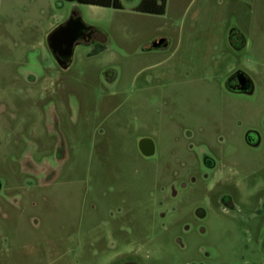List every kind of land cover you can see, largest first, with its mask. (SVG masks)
Here are the masks:
<instances>
[{"label":"rangeland","instance_id":"374dc122","mask_svg":"<svg viewBox=\"0 0 264 264\" xmlns=\"http://www.w3.org/2000/svg\"><path fill=\"white\" fill-rule=\"evenodd\" d=\"M117 3L0 0V264H264V0Z\"/></svg>","mask_w":264,"mask_h":264},{"label":"water","instance_id":"95a60500","mask_svg":"<svg viewBox=\"0 0 264 264\" xmlns=\"http://www.w3.org/2000/svg\"><path fill=\"white\" fill-rule=\"evenodd\" d=\"M86 27L79 18H71L66 23L56 27L47 37V46L54 57L56 63L62 69H67L73 55L77 32ZM159 48L158 44L153 46ZM139 150L144 156H151L154 152V146L149 139H142L139 142ZM198 211V216L202 217L204 213ZM201 213V214H199Z\"/></svg>","mask_w":264,"mask_h":264},{"label":"flooded vegetation","instance_id":"af4514ba","mask_svg":"<svg viewBox=\"0 0 264 264\" xmlns=\"http://www.w3.org/2000/svg\"><path fill=\"white\" fill-rule=\"evenodd\" d=\"M74 18H77L76 16ZM77 39L75 44H90L94 41L95 32L92 29H82L77 32ZM243 37L236 30H232L229 33V43L234 48L242 44ZM235 49V48H234ZM226 87L229 91L239 94H251L253 91V85L248 75L243 71H237L233 73L226 82ZM246 144L250 147H257L259 145V135L249 130L245 134ZM204 217V216H203ZM200 217V218H203Z\"/></svg>","mask_w":264,"mask_h":264},{"label":"trees","instance_id":"16d2710c","mask_svg":"<svg viewBox=\"0 0 264 264\" xmlns=\"http://www.w3.org/2000/svg\"><path fill=\"white\" fill-rule=\"evenodd\" d=\"M74 1L91 6H102V7L118 6L117 0H74ZM165 3L166 0H141L139 10L140 12L146 14H162L165 9Z\"/></svg>","mask_w":264,"mask_h":264},{"label":"crops","instance_id":"0c3cea01","mask_svg":"<svg viewBox=\"0 0 264 264\" xmlns=\"http://www.w3.org/2000/svg\"><path fill=\"white\" fill-rule=\"evenodd\" d=\"M244 41V40H243ZM244 42L242 43V44H240L239 46H237V47H234L235 48V50H238V49H243V47H244Z\"/></svg>","mask_w":264,"mask_h":264}]
</instances>
